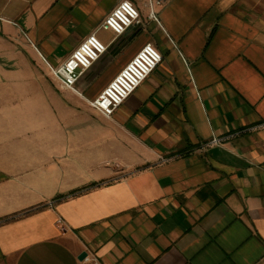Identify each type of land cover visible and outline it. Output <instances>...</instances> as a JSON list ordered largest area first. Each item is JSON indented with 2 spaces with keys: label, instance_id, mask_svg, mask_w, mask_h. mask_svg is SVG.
I'll return each instance as SVG.
<instances>
[{
  "label": "crops",
  "instance_id": "0c3cea01",
  "mask_svg": "<svg viewBox=\"0 0 264 264\" xmlns=\"http://www.w3.org/2000/svg\"><path fill=\"white\" fill-rule=\"evenodd\" d=\"M120 1L0 0V264H264V0H130L115 37ZM91 34L86 75L117 59L91 94L163 55L111 117L22 52L56 67Z\"/></svg>",
  "mask_w": 264,
  "mask_h": 264
},
{
  "label": "built area",
  "instance_id": "2783aa9c",
  "mask_svg": "<svg viewBox=\"0 0 264 264\" xmlns=\"http://www.w3.org/2000/svg\"><path fill=\"white\" fill-rule=\"evenodd\" d=\"M139 22L140 12L137 6L130 0H121L103 19L100 28L118 37ZM115 37L111 42H114ZM108 47L95 34L89 35L59 66L50 65L52 76L60 87L74 90L81 77L107 52ZM162 59V53L154 45L145 44L89 102L90 106L103 116L111 117ZM219 140L214 138L202 147L216 144ZM93 264L99 262L94 261Z\"/></svg>",
  "mask_w": 264,
  "mask_h": 264
},
{
  "label": "rangeland",
  "instance_id": "374dc122",
  "mask_svg": "<svg viewBox=\"0 0 264 264\" xmlns=\"http://www.w3.org/2000/svg\"><path fill=\"white\" fill-rule=\"evenodd\" d=\"M106 33H109V31H107ZM109 35L110 34H108V37H106V38L102 37V39H104L106 41L109 40ZM22 52H23V54L26 55L25 58L28 61V63L30 65H32V66H35V67L39 68L41 70V72L43 73L44 76H43L42 79H40V81L42 82L41 84H43V85H50L51 84L52 85V83H53V88L60 87L58 82L52 76V71L50 70L51 69L50 68V64L46 63L47 64L46 65V64L42 63V66L40 67L39 63H37L36 60L33 59L34 50H32L31 46L25 41L24 38H23V43H22ZM116 62H117V59H116V57L113 56V60L110 61L109 63H107L106 67L104 69H102V71H100L99 73H96V74H93V75H86V74L83 75L81 77V79L78 81V83L76 85V88L74 90H69V89L68 90H64L65 88L62 87L63 88L62 92H64L63 95L65 97H70L71 96V99L73 100V97H74V96H72L73 93L74 94L77 93V95L85 96V100L89 103L90 101H92L95 98L94 96L96 95V93L95 94L94 93L91 94L92 89L95 88V86L98 84V82L100 80H102L106 76V74L108 72L109 73L113 72V68H114ZM23 69H25V68H23ZM49 71H50V74H51V78L49 76ZM42 73H40V74H42ZM27 78H31L32 80H34L33 77H27ZM86 80H89L90 83L84 89V91H82L80 88L84 87L85 85H87ZM37 85H39L38 81H37ZM79 86H81V87L79 88ZM65 93H67V94H65ZM75 100L76 101H81L79 98H75Z\"/></svg>",
  "mask_w": 264,
  "mask_h": 264
},
{
  "label": "water",
  "instance_id": "95a60500",
  "mask_svg": "<svg viewBox=\"0 0 264 264\" xmlns=\"http://www.w3.org/2000/svg\"><path fill=\"white\" fill-rule=\"evenodd\" d=\"M84 255H85V253H82V254H81V258H82Z\"/></svg>",
  "mask_w": 264,
  "mask_h": 264
}]
</instances>
